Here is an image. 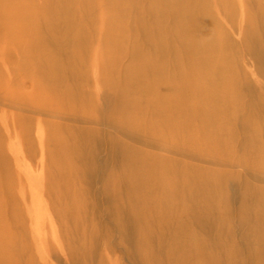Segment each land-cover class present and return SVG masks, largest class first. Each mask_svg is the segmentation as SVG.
<instances>
[{
    "label": "bare ground",
    "instance_id": "6f19581e",
    "mask_svg": "<svg viewBox=\"0 0 264 264\" xmlns=\"http://www.w3.org/2000/svg\"><path fill=\"white\" fill-rule=\"evenodd\" d=\"M0 264H264V0H0Z\"/></svg>",
    "mask_w": 264,
    "mask_h": 264
},
{
    "label": "rangeland",
    "instance_id": "374dc122",
    "mask_svg": "<svg viewBox=\"0 0 264 264\" xmlns=\"http://www.w3.org/2000/svg\"><path fill=\"white\" fill-rule=\"evenodd\" d=\"M100 155H101V157L103 158V156H104V152H103L101 149H100ZM92 197H93V193L88 195V199H89V200H91Z\"/></svg>",
    "mask_w": 264,
    "mask_h": 264
}]
</instances>
